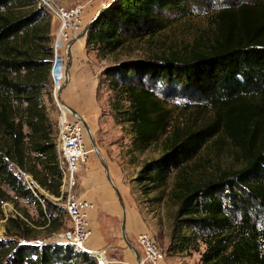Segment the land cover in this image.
I'll return each mask as SVG.
<instances>
[{
	"label": "trees",
	"instance_id": "obj_1",
	"mask_svg": "<svg viewBox=\"0 0 264 264\" xmlns=\"http://www.w3.org/2000/svg\"><path fill=\"white\" fill-rule=\"evenodd\" d=\"M193 1L112 0L90 27L87 46L103 59L125 46L127 34L154 35L166 26V14ZM215 16L220 34L207 49L172 51L109 68L116 96L111 105L118 122L130 125L138 146L168 128L167 108L155 90L143 85L145 77L165 84L169 97L180 89L184 96L221 108L215 122L167 137L160 157L143 164L135 180L150 183L144 186L149 193L163 186L172 170L183 175L205 144L224 131L240 148L244 165L206 182L182 176L170 249L185 253L204 233L202 264H264V226L258 228L249 213L264 215V0L240 2ZM51 29L52 17L38 0H0V219H5L2 204L12 202L23 217L10 216L9 229L26 239L0 240V264H97L91 253L70 244L28 241L37 227L49 236L66 228V211L40 191L60 196L63 178L55 122L45 101L52 86ZM25 173L32 176L36 193ZM19 199L35 205L37 220L17 208Z\"/></svg>",
	"mask_w": 264,
	"mask_h": 264
},
{
	"label": "rangeland",
	"instance_id": "obj_2",
	"mask_svg": "<svg viewBox=\"0 0 264 264\" xmlns=\"http://www.w3.org/2000/svg\"><path fill=\"white\" fill-rule=\"evenodd\" d=\"M54 1L65 8H74L77 6L82 8L79 19L77 20L79 28H75L73 31V37L68 42V44H70L84 31L86 25L95 17L100 8L110 4L112 0ZM259 1L262 0H194L185 10L166 14L162 20L166 26L158 29L154 35H146L142 32L127 34L125 46L115 53L108 54L103 59L98 56L96 49L92 46H87V36L78 38L73 43L77 44L86 39L88 51L94 52L96 59L100 62L101 72L98 98L104 105L103 114L110 112L113 116L111 127L108 129L110 136L103 133L104 131L92 132L98 152L94 149L93 143L85 130L86 144L90 152L81 164L78 178L80 175L84 174L85 178L88 179L90 172H92V174H96L94 178L100 188H103L105 185L116 194L107 179L106 170L102 162L109 164L110 167L112 166L113 170L115 169L118 173V175H116L113 172L112 176H114L116 185L120 192L124 194V197L128 198L132 196L138 201V205L142 206V209L148 207L146 215L151 213L157 217V222L160 225L161 231L155 238L160 242L166 252L164 261L171 260L173 261L172 264H202L200 257L206 249V244L202 238L204 233L200 234L198 239L193 241L191 247L185 253H175L170 249L169 242L171 234H168L169 230L172 229L173 220L179 206V199L176 195L179 193L177 188L178 181L182 180L183 175H186V178L192 182H206L218 177V175L224 171L238 170L244 165L241 155L242 152L230 139L227 133L220 131L205 144L196 158L184 167L185 171L183 175L181 173V176H178L180 175V170H172L163 186L157 189H151L149 193H144V186L150 185V183L142 185L138 183L135 178L139 174L143 164L160 157L166 138L178 132L185 134L191 129H199L204 125L215 122L219 118V111H221V108L203 99L197 100L189 96H184L181 93L182 91H179L180 89H175V91L170 93L172 95L169 97L165 94V91H167L166 89H168L165 84L145 77L143 85L155 90L167 108L168 128L147 146H138L133 143L134 137L130 125L128 123H120L116 118V113L111 105V102L116 100L115 90L111 89L110 77L107 76V70L128 60H154L153 58L164 56L172 51L187 53L193 49H207L219 38L220 30L215 16L219 10L228 6L237 5L240 2L255 3ZM49 14L51 15L50 12ZM51 17V34L54 46L60 31V22L54 19L52 15ZM68 44L66 45L68 46ZM66 45L61 50L63 54L67 47ZM55 96L53 86H51V95L48 99L54 102L58 109L60 102L56 100ZM123 103H125L126 107L129 105L127 101H123ZM69 114L72 116V119L75 118V120H77L70 111ZM86 190L88 189L82 187L79 182L76 188L78 195ZM40 191L44 193L50 201L57 203L64 209L62 201L55 198L58 196L42 189ZM93 201L95 202V200ZM15 205L23 214L27 213L32 221L38 219V212L34 204L19 199L15 202ZM249 213L252 222L255 223L258 228L264 226V215L262 213L259 211L256 213V211L252 210H249ZM235 216L236 220L241 221L243 214L238 212ZM96 217L97 210L92 217L93 234L90 236L88 244L93 246L92 239L94 238L95 240V234L103 230L107 242L103 247L108 249L112 258H120V248L116 246V243L119 241L123 246L128 247L121 232L122 213L116 223L102 220L101 224L96 220ZM65 226L67 229L71 227V223L67 216L65 217ZM9 228L8 222L0 219V240L13 239L19 242L26 241L24 237L19 236L14 227L11 229ZM36 230L37 232H33L35 238L28 240L29 243L42 245L45 243L57 242L55 241L56 238L54 239V235L49 236L42 227H37ZM127 237L141 253V248L137 242V235L132 237L129 236L127 232ZM166 237L167 239H165ZM173 257H175V259ZM113 264H115L114 260Z\"/></svg>",
	"mask_w": 264,
	"mask_h": 264
},
{
	"label": "built area",
	"instance_id": "obj_3",
	"mask_svg": "<svg viewBox=\"0 0 264 264\" xmlns=\"http://www.w3.org/2000/svg\"><path fill=\"white\" fill-rule=\"evenodd\" d=\"M39 1L48 8L53 18L60 22V31L53 46L54 60L51 68V82L56 95L55 98L58 100V92L65 85L67 78L66 57L61 50L72 39L75 28H79L77 20L82 8L78 6L65 8L54 0ZM59 107L60 113L56 121V142L63 178L61 195L55 198L62 201L71 227L56 233L54 239L56 238L55 241L57 242L70 244L78 250L91 253L97 264H113L106 247L94 249L88 244L90 236L93 234L92 217L97 205L93 200L83 198L76 192L79 183L78 172L82 162L90 152L86 144L85 128L78 119H70L67 108L62 107L60 103ZM23 177L36 193L32 176L25 173ZM2 208L5 215L3 220L5 221L10 216H16L17 214L22 216L10 201L4 202ZM137 242L141 248V261L143 264H159L165 260L166 252L164 248L150 232L138 234Z\"/></svg>",
	"mask_w": 264,
	"mask_h": 264
},
{
	"label": "crops",
	"instance_id": "obj_4",
	"mask_svg": "<svg viewBox=\"0 0 264 264\" xmlns=\"http://www.w3.org/2000/svg\"><path fill=\"white\" fill-rule=\"evenodd\" d=\"M64 55L67 60L68 75L65 85L61 89V92L58 93L57 98L59 102L76 110L78 114L88 122L93 133L104 131L103 133L110 136L108 129L111 127L113 116L110 112L103 114L102 111L104 105L98 98L101 72L100 62L96 59L94 52L88 51L86 47V39L77 44H72L70 47L68 45L64 50ZM46 102L51 118L54 122L57 121V117L60 113L59 107L57 109L55 103L48 98L46 99ZM69 116L72 119L70 114ZM72 120H75V118ZM107 165L111 177L116 184L112 173L114 172L116 175H118V173L115 169L113 170L112 166L110 167L109 164ZM95 175L96 174L90 172L88 179L85 178L84 174L80 175L78 181L82 187L88 189L82 191L80 196L95 200L97 205L96 220L99 223H101L102 220L105 222L110 221L116 223L120 214H123L120 201L109 187L104 185L103 188H100L94 178ZM122 197L126 206L127 232L129 236L133 237L136 235L138 236V234L142 232H150L156 237L161 231L160 225L157 222V217L151 213L146 215L148 207L142 209V206L138 205V201L132 196L125 198L124 194H122ZM171 232L172 229L169 230L168 235H170ZM103 233L104 231L100 230L95 234V240L94 238L92 239V248L99 249L107 244ZM167 237L165 239H167ZM116 246L120 248V258H112L109 254L110 258L115 261V264H137L136 253L131 248L123 246L119 241L116 243ZM173 258L175 259V257ZM172 262L173 261L168 260L159 264H172Z\"/></svg>",
	"mask_w": 264,
	"mask_h": 264
},
{
	"label": "water",
	"instance_id": "obj_5",
	"mask_svg": "<svg viewBox=\"0 0 264 264\" xmlns=\"http://www.w3.org/2000/svg\"><path fill=\"white\" fill-rule=\"evenodd\" d=\"M109 5L110 4L100 8V10L97 12L95 17L86 25L84 31L69 44V47L74 43V41L76 39L82 38V37H86L88 35V32H89L90 27L92 26V24L98 19V17L104 12V10ZM67 75H68V71H67ZM60 92L61 91H59V93ZM60 104H62L65 108H67L83 124L85 130L87 131V134L89 135V137H90V139H91V141L93 143L94 149H96V151L98 152L97 145H96V142L94 140L93 133H92V130H91L88 122L81 115H79L78 112L76 110H74L73 108L68 107L66 104H64L62 102ZM102 163H103V165L105 167V170H106L107 179H108L109 183L112 185L113 189L115 190L116 195H117V197H118V199L120 201V204L122 206L123 214H122L121 232H122L123 239L126 242V244L128 245V247L131 248L136 253L137 264H143L142 261H141V253H140V251L131 243V241L127 237V214H126V206H125V202H124V199L122 197V194H121L119 188L117 187V185L115 184L114 180L111 177L108 165L106 163H104V162H102Z\"/></svg>",
	"mask_w": 264,
	"mask_h": 264
},
{
	"label": "bare ground",
	"instance_id": "obj_6",
	"mask_svg": "<svg viewBox=\"0 0 264 264\" xmlns=\"http://www.w3.org/2000/svg\"><path fill=\"white\" fill-rule=\"evenodd\" d=\"M61 106L63 107V105L61 104Z\"/></svg>",
	"mask_w": 264,
	"mask_h": 264
}]
</instances>
